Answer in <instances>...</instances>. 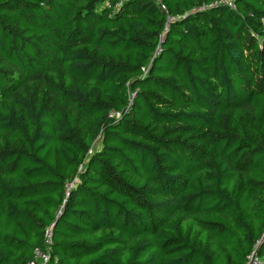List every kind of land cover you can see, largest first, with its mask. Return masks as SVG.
Listing matches in <instances>:
<instances>
[{
	"label": "trees",
	"instance_id": "trees-1",
	"mask_svg": "<svg viewBox=\"0 0 264 264\" xmlns=\"http://www.w3.org/2000/svg\"><path fill=\"white\" fill-rule=\"evenodd\" d=\"M218 1L0 0V264L264 262V0Z\"/></svg>",
	"mask_w": 264,
	"mask_h": 264
},
{
	"label": "built area",
	"instance_id": "built-area-1",
	"mask_svg": "<svg viewBox=\"0 0 264 264\" xmlns=\"http://www.w3.org/2000/svg\"><path fill=\"white\" fill-rule=\"evenodd\" d=\"M220 3H225L229 6H233L232 0H219L218 2H214L212 5H217ZM202 9H204V8H202ZM202 9H198V10H202ZM167 19H168V23H167V28H168V26L174 20V18L169 16ZM45 237H46V244L49 245L50 239H51L50 230L46 231ZM54 263L55 262L52 261L51 255L48 252H44L40 249H36L34 251L33 259L29 264H54ZM246 264H264V262L257 255L256 250H253V252L248 256Z\"/></svg>",
	"mask_w": 264,
	"mask_h": 264
}]
</instances>
